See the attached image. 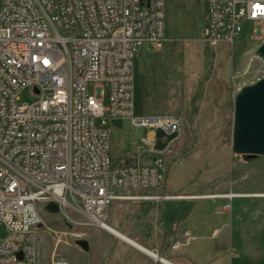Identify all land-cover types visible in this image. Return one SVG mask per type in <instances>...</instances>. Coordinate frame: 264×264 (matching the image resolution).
Instances as JSON below:
<instances>
[{
	"label": "built area",
	"instance_id": "2783aa9c",
	"mask_svg": "<svg viewBox=\"0 0 264 264\" xmlns=\"http://www.w3.org/2000/svg\"><path fill=\"white\" fill-rule=\"evenodd\" d=\"M200 4L201 33H240L245 21L263 33L264 0ZM0 32L165 33V0H0ZM142 51L152 50L0 48V227L8 232L0 264H39V210L48 203L108 231L115 201L165 198L149 195L164 184L170 144L157 150L155 133L178 139L184 119L135 113L134 61ZM90 83L107 86L106 104L101 92L88 93ZM27 88L39 96L31 104L20 102ZM116 118L141 132L136 155L114 161L109 120ZM144 129L152 135L144 138ZM193 241L184 231L171 249ZM53 264L67 260L59 255Z\"/></svg>",
	"mask_w": 264,
	"mask_h": 264
},
{
	"label": "rangeland",
	"instance_id": "374dc122",
	"mask_svg": "<svg viewBox=\"0 0 264 264\" xmlns=\"http://www.w3.org/2000/svg\"><path fill=\"white\" fill-rule=\"evenodd\" d=\"M201 28L200 0H165L164 40L134 61L135 113L185 117L188 123L184 124L183 138L173 148L169 147L174 141L170 143L169 150H165L163 155L169 162L171 156L183 148L185 151H196L202 157L199 168L206 164L203 159L208 154L219 159L223 153L227 156L232 154V160L242 157L231 151L234 100L243 87L264 76V61L256 54L264 41V23L261 28L263 33H259L254 23L243 22L241 32L234 41L232 54L230 46L224 44L210 50L200 40ZM256 36L258 38L253 39ZM98 85L100 89H96V83L88 84V93L100 96L98 92H101L102 101L106 104L107 86ZM19 98L21 103L31 104L39 96L33 95L31 89L27 88ZM196 116L198 120L205 121L203 127L192 128L190 122ZM109 125L113 131L111 140L114 149L121 139L128 142L136 140L135 129H125L122 120L110 119ZM151 133L144 129L143 137L148 138ZM186 142H190L191 146ZM260 169L264 170V162ZM129 212L127 205L122 206L116 215L111 211L108 225L117 229L136 230L138 223L133 217H128ZM39 216L43 224L37 236L39 264H53L59 255L67 260V264H97V255H102L108 249L97 244L95 238L89 235L88 228L80 224L85 221L81 215L68 209L51 214L41 207ZM7 236V230L1 226L0 243ZM77 239L91 243L88 252L75 246Z\"/></svg>",
	"mask_w": 264,
	"mask_h": 264
},
{
	"label": "crops",
	"instance_id": "0c3cea01",
	"mask_svg": "<svg viewBox=\"0 0 264 264\" xmlns=\"http://www.w3.org/2000/svg\"><path fill=\"white\" fill-rule=\"evenodd\" d=\"M197 117L190 122L192 128L204 125L205 121ZM183 119L184 124L188 123ZM122 121L125 129L132 127ZM140 132L135 129L136 140L121 139L116 149L111 140L114 161L136 155ZM181 138L183 133L169 148ZM187 144L191 146L190 142ZM183 150L175 151L169 162L163 155L164 184L149 195L165 198L115 201L110 208V213L116 215L122 206H129L128 217L138 223L136 230L110 227L145 251L108 231L85 226L97 244L103 245V249L108 247L97 255V264H264V170L260 169L264 157L232 160V154L223 153L220 159L208 154L203 159L206 164L199 168L202 157L196 151ZM184 231L195 241L188 247L172 250L171 245ZM88 244L91 248L89 241Z\"/></svg>",
	"mask_w": 264,
	"mask_h": 264
},
{
	"label": "bare ground",
	"instance_id": "6f19581e",
	"mask_svg": "<svg viewBox=\"0 0 264 264\" xmlns=\"http://www.w3.org/2000/svg\"><path fill=\"white\" fill-rule=\"evenodd\" d=\"M240 33H201L200 40L211 49L224 44L233 49ZM260 36V35H258ZM258 36L253 39H257ZM165 38L163 32H76V33H18L0 32V48L53 50H148ZM108 232L127 243H136L110 226ZM143 250V249H142ZM145 251V250H143ZM149 255L154 256L151 252Z\"/></svg>",
	"mask_w": 264,
	"mask_h": 264
},
{
	"label": "water",
	"instance_id": "95a60500",
	"mask_svg": "<svg viewBox=\"0 0 264 264\" xmlns=\"http://www.w3.org/2000/svg\"><path fill=\"white\" fill-rule=\"evenodd\" d=\"M256 54L264 61V41L257 48ZM155 138V148L164 150L176 139V134L165 135L158 130ZM163 138L165 141L162 142ZM231 151L234 155L250 158L264 156V76L243 87L235 97ZM44 208L51 214L59 213L55 203H48ZM74 244L83 252L89 250V244L84 239H77Z\"/></svg>",
	"mask_w": 264,
	"mask_h": 264
},
{
	"label": "trees",
	"instance_id": "16d2710c",
	"mask_svg": "<svg viewBox=\"0 0 264 264\" xmlns=\"http://www.w3.org/2000/svg\"><path fill=\"white\" fill-rule=\"evenodd\" d=\"M242 157L248 158L246 156H242ZM255 158H259V157H253V158H248V159H255Z\"/></svg>",
	"mask_w": 264,
	"mask_h": 264
}]
</instances>
